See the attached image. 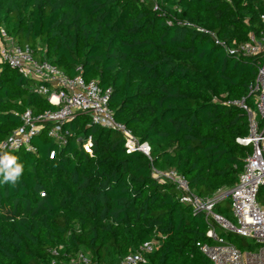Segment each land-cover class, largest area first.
<instances>
[{
	"label": "trees",
	"instance_id": "obj_1",
	"mask_svg": "<svg viewBox=\"0 0 264 264\" xmlns=\"http://www.w3.org/2000/svg\"><path fill=\"white\" fill-rule=\"evenodd\" d=\"M263 3L0 0V39L11 36L67 76L80 66L86 81L111 89L114 119L151 149L150 160L126 152L119 132L82 113L61 124L62 144L42 123L30 149L9 151L24 172L15 186L0 183V264H64L78 252L88 264H117L152 238L159 245L145 264H212L196 246L210 224L151 168L175 169L201 197L234 187L251 148L236 141L247 134V116L230 101L252 105L249 86L264 58L230 55L203 30L230 46L245 42L260 28ZM34 84L1 65L0 141L26 109L36 115L57 107ZM215 211L234 222L229 195ZM219 234L240 249L253 245Z\"/></svg>",
	"mask_w": 264,
	"mask_h": 264
},
{
	"label": "built area",
	"instance_id": "obj_2",
	"mask_svg": "<svg viewBox=\"0 0 264 264\" xmlns=\"http://www.w3.org/2000/svg\"><path fill=\"white\" fill-rule=\"evenodd\" d=\"M264 2V0H263ZM264 6V3H263ZM157 9V5H154ZM260 28L250 32L248 40L230 46L209 33L216 44H219L230 55L235 57L260 55L264 58V7L259 15ZM6 64L16 69L23 77L32 78L35 84L32 90L57 107L39 114H33L26 109L21 114V125L13 130L0 146L4 150L13 151L21 147L30 149V138L41 129L42 123H50L48 136L58 144L64 143L61 124L75 115L86 114L91 123L114 129L121 135L126 152H141L150 160V145L140 142L122 123L117 122L113 110L109 106L110 88H103L95 80L86 81L79 73L67 76L57 66L45 59L34 56L31 48L18 45L14 39L3 33L0 39V69ZM248 95L252 105L245 99L232 100L231 104L241 107L247 116V134L236 141L248 144L250 152L243 160V168L238 174L237 182L228 194L218 189L210 197H201L193 192L187 179L175 169L158 171L151 168L152 175L158 180H166L174 184L178 191V200L190 205L194 213H201L210 224L206 231V240L196 242L198 250L212 264H264V60L257 68L254 81L249 86ZM83 147L91 152V142L85 140ZM229 195L230 212L234 222L229 221L215 211L217 201ZM219 231H227L249 240L251 248H238L232 242L224 241ZM159 245L157 238L144 241L137 250L125 254L117 264H145L147 254L153 252ZM89 259L78 252L64 264H88ZM47 264H62L51 260Z\"/></svg>",
	"mask_w": 264,
	"mask_h": 264
},
{
	"label": "clouds",
	"instance_id": "obj_3",
	"mask_svg": "<svg viewBox=\"0 0 264 264\" xmlns=\"http://www.w3.org/2000/svg\"><path fill=\"white\" fill-rule=\"evenodd\" d=\"M24 172L19 157L0 146V183L15 186Z\"/></svg>",
	"mask_w": 264,
	"mask_h": 264
},
{
	"label": "rangeland",
	"instance_id": "obj_4",
	"mask_svg": "<svg viewBox=\"0 0 264 264\" xmlns=\"http://www.w3.org/2000/svg\"><path fill=\"white\" fill-rule=\"evenodd\" d=\"M229 190L228 189H223L222 192H223V194H228ZM223 239H224V241H228L229 240L228 236H223Z\"/></svg>",
	"mask_w": 264,
	"mask_h": 264
}]
</instances>
